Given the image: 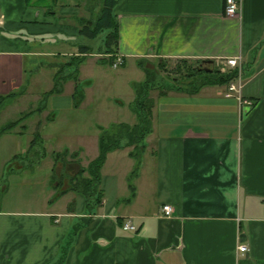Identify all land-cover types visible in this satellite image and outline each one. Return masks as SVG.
Returning <instances> with one entry per match:
<instances>
[{
	"label": "crops",
	"instance_id": "obj_1",
	"mask_svg": "<svg viewBox=\"0 0 264 264\" xmlns=\"http://www.w3.org/2000/svg\"><path fill=\"white\" fill-rule=\"evenodd\" d=\"M225 5L226 0L119 2L116 54L125 65L132 59L145 72L140 59L160 64L179 58L212 60L217 67L240 57L242 95L254 105L228 95V84L205 85L196 93L160 90L151 96V131L140 158L131 154L134 145L108 152L102 202L88 210L85 197L71 190L70 177L79 168L76 159L87 166L98 152L85 164L81 148L77 157L66 149L61 162L47 163L48 173L37 177L43 160H25L41 156L30 148L37 149L35 138L42 134L33 131L17 153L10 144L20 146L29 119L43 106L15 119L11 113L35 88L43 65L54 67V75L80 45L91 46L80 26L98 17L102 0H0V143L8 150L0 191L8 190L1 181L10 166L11 182L18 176L20 193L27 196L17 205L0 202V264H264V0H241L233 16L226 15ZM28 63L40 65L29 69ZM84 87L81 100L89 98ZM63 90L48 97V108L74 107L76 87L70 96ZM133 112L136 121L121 123L137 124ZM58 178L69 185L61 196ZM41 186L46 195L38 200L33 196ZM166 204L173 208L170 216L162 209ZM128 219L136 229L123 228ZM242 244L248 251L239 250Z\"/></svg>",
	"mask_w": 264,
	"mask_h": 264
},
{
	"label": "rangeland",
	"instance_id": "obj_2",
	"mask_svg": "<svg viewBox=\"0 0 264 264\" xmlns=\"http://www.w3.org/2000/svg\"><path fill=\"white\" fill-rule=\"evenodd\" d=\"M99 1L100 0H91L94 4ZM94 15H96L95 11ZM105 33L106 31H104L96 39H89L85 37L91 45L93 53L79 66L80 70L78 81H75L74 79H65L60 84L62 90L64 89L63 94L65 96H70L76 87L77 82H80L82 87L85 86V92H89L86 94L89 98H82L85 102L81 100L80 94H77L76 97L74 96V107H69V110H64L62 108H48V97H44V92L49 88H52L55 84V78L54 75H52L55 69L54 67L43 65L44 69L42 74L34 80V85L32 87L35 88H33L31 93L27 94V96H23L22 98L20 97L13 105L14 110H12L11 113L12 119L17 118L21 111L27 112L37 106H43L42 109H44V111L34 114L33 117L29 119L31 126L28 127L29 130L26 134L20 137V142H18L20 146L15 143L10 144V149L17 153L27 147L28 135H33V131H39L42 134L43 138L41 137V140L37 141V149L30 148V150H33L35 153L38 152L41 156L39 158L37 157L35 159L25 160L26 163L32 164H35L39 160H43L41 164L39 163L40 167H37V177H41L48 173L49 169L48 166H46L47 163L60 160L62 161V159H58V157L62 155H55V152H64V149H70L78 155L82 149L81 158L83 162L87 164L97 155L98 134L101 131L100 125L104 127L105 131H107L108 140L113 141L114 137L115 139L119 138L121 141H127L128 136L124 134V128L120 126V123L122 120L131 122L134 121V119L135 121L137 119L135 113L133 112L134 99L137 95V90L134 85L137 84L138 89H142L141 91L149 90L150 96L156 97L159 91L163 89L162 87L154 89L153 85L168 86L175 82L173 79L174 77L181 79L183 74L188 72L187 70L189 67L201 65V62L198 63L195 60L189 59L185 61L179 58L165 60V65L163 67L159 66V62H147L146 66L151 69L149 71V75H146L132 59H129L127 64L124 66L121 65L119 67H114L113 63H110L105 53H100L101 48L104 45L103 38ZM101 57L102 59H100ZM66 60L67 59H65V61ZM60 63L62 64L63 62ZM37 65L39 66L40 64L28 63L29 69L37 67ZM203 75V73L198 74V76ZM193 80V78L184 80L181 79V82L183 84H187V82H191ZM148 86L150 89L147 90ZM88 87H90V89H87ZM41 97L42 101L40 100ZM58 98L61 100L65 97L59 96ZM53 103L56 102L52 101L51 105L49 104V107L53 108ZM7 104V100L2 101V108H5ZM78 105L80 106L78 107ZM50 110L51 112H49ZM56 114L58 115V118L53 121ZM123 115H129L133 118V120L130 118H122ZM19 129L21 128L18 127L16 130ZM40 141H42L43 144H41L42 142ZM6 152H8V150H4V148H2L1 142L0 165H4L6 161L4 160ZM44 152L48 154L45 160L43 158ZM16 161V165L13 166L14 170H17V166L19 165V159ZM21 162L22 160H20V163ZM9 167H6L4 171V179L1 181L3 184L8 186V190L5 191L4 188L1 189L0 202L17 205L20 201V197L27 199V196L26 193H20L21 187L18 186V176H14L12 178L13 182H11L9 175L7 174V168ZM77 170L78 167L75 166V172H77ZM60 171L62 173L63 169ZM26 173L31 174L32 171H26ZM57 182L61 184H58V191L62 190L64 186L65 188L69 186L67 185V179H63L59 182L58 178ZM36 190L37 191L33 197L38 200L43 197L45 198L46 192L44 186L39 188L37 187ZM61 257H63L62 251Z\"/></svg>",
	"mask_w": 264,
	"mask_h": 264
},
{
	"label": "trees",
	"instance_id": "obj_3",
	"mask_svg": "<svg viewBox=\"0 0 264 264\" xmlns=\"http://www.w3.org/2000/svg\"><path fill=\"white\" fill-rule=\"evenodd\" d=\"M120 1L121 0H102V6L98 17L95 20H90V22H85L80 26V34L90 39H96L105 30L107 31L103 38L104 45L101 48L100 53H105L111 64L114 62L115 55L118 50L119 23L117 19L116 7ZM88 53H93L92 47L82 44L79 46V53L77 55L71 57L69 61L66 60V62L62 64L60 63L54 74L55 84L52 89L45 92V98L49 97L52 94L61 93L62 87L60 86V84L65 79H74L75 81H78L79 66L86 60ZM147 62L148 61L146 59H140V61H138V65L145 70L146 75H149V71L151 69L146 66ZM122 65H125V62ZM164 65L165 60H163V62L159 64V66L161 67H163ZM187 71L188 72L183 74L181 79L184 80L193 78V81L187 82V84H183L181 82V79H179L178 77H174V83L168 86L153 85V88L155 89L162 87V92H165L164 90L173 89L178 91H185L188 93H196L205 85L229 84L237 76L236 70L223 72L218 66H214L213 72H207L206 70L199 68L198 65L189 67ZM201 73H203L204 75L198 76V74ZM134 86L136 87L135 89L137 90V95L135 97L133 109L135 110L139 121L133 126L125 123H120V126L124 128V134L128 136L127 141H121L119 140V138L115 139L114 137L113 141L108 140L107 131L104 130L103 126H100L101 131L99 133L98 138V155L93 160H91L87 166H83L76 159L79 168L78 171L74 174V176L70 177V188L75 192L81 193L85 197L86 206L88 210H92V208L96 207L97 205H100L102 202L104 193L100 190L102 176L101 170L106 161L108 152L116 148L134 145L133 150L136 153L134 154L133 152H131V154L135 155L139 159L140 153L145 147V138L151 131V114L153 99L151 98L148 90L150 89V87H147L148 91H141L142 89H138L137 84ZM81 88L82 87H80V82H77L76 92L74 93L75 97L77 96V94L83 96L82 91H79ZM18 122L19 120L15 122H10L6 126H4L2 130H9L14 127ZM38 136L40 135L38 134ZM38 136L35 138L37 139L36 141L41 140V138H38ZM67 153L68 152L65 149L64 152H57L55 154L58 156H63ZM74 156L77 157L78 154H76L75 152ZM136 171L137 167L134 170V175ZM59 185L61 184L59 183ZM68 191V189L59 190L58 195L61 196ZM133 193L134 192L132 191V194Z\"/></svg>",
	"mask_w": 264,
	"mask_h": 264
},
{
	"label": "built area",
	"instance_id": "obj_4",
	"mask_svg": "<svg viewBox=\"0 0 264 264\" xmlns=\"http://www.w3.org/2000/svg\"><path fill=\"white\" fill-rule=\"evenodd\" d=\"M240 7H241V0H226L225 13L226 15L233 16L238 13V11L240 10ZM123 63H124L123 56L120 54H116L114 62H113V66L119 67ZM219 68L223 72H227L231 70L237 71V76L235 77V79L228 84V89H229L228 95L236 94L241 104L253 106L254 105L253 101L249 98L243 97L242 95L244 69H243L241 58L240 57L227 58L224 62L219 64ZM162 209L165 213V216H170L173 212V208L170 204L164 205ZM123 228L125 230H134L136 229V226L133 224L132 220L128 219L123 224ZM239 250L241 252L248 251V246L245 244H242L239 247Z\"/></svg>",
	"mask_w": 264,
	"mask_h": 264
},
{
	"label": "water",
	"instance_id": "obj_5",
	"mask_svg": "<svg viewBox=\"0 0 264 264\" xmlns=\"http://www.w3.org/2000/svg\"><path fill=\"white\" fill-rule=\"evenodd\" d=\"M198 67L201 69L206 70L207 72H213L214 71V62L212 60H202Z\"/></svg>",
	"mask_w": 264,
	"mask_h": 264
}]
</instances>
